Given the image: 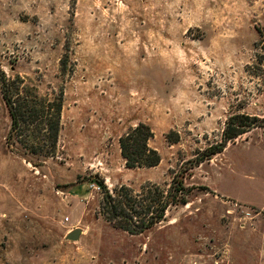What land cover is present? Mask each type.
Returning a JSON list of instances; mask_svg holds the SVG:
<instances>
[{
    "label": "rangeland",
    "instance_id": "1",
    "mask_svg": "<svg viewBox=\"0 0 264 264\" xmlns=\"http://www.w3.org/2000/svg\"><path fill=\"white\" fill-rule=\"evenodd\" d=\"M0 68L65 93L58 157L35 167L0 86V264H264V0H0ZM239 114L259 126L187 170ZM141 122L161 162L129 168ZM183 175L189 203L150 231L100 213L96 176L139 193Z\"/></svg>",
    "mask_w": 264,
    "mask_h": 264
},
{
    "label": "trees",
    "instance_id": "2",
    "mask_svg": "<svg viewBox=\"0 0 264 264\" xmlns=\"http://www.w3.org/2000/svg\"><path fill=\"white\" fill-rule=\"evenodd\" d=\"M66 60L62 61L66 73ZM0 86L3 101L11 118L7 146L27 162L40 167L47 159L59 154V137L62 129L64 90L41 94L38 88L21 76L9 77L0 68ZM260 119L245 114L232 116L223 134V141L210 146L202 157L192 160L191 170L212 156L221 153L229 141L258 127ZM154 132L150 125L139 123L119 138L121 154L129 168H151L160 164L161 155L150 146ZM177 142V139H170ZM186 171V170H185ZM102 190L101 215L114 227L132 235L143 234L166 220L171 206L187 205L190 189L185 175L174 177L168 190L149 184L136 193L126 185L114 190L96 176Z\"/></svg>",
    "mask_w": 264,
    "mask_h": 264
},
{
    "label": "water",
    "instance_id": "3",
    "mask_svg": "<svg viewBox=\"0 0 264 264\" xmlns=\"http://www.w3.org/2000/svg\"><path fill=\"white\" fill-rule=\"evenodd\" d=\"M82 235V230L80 228L70 232L67 236V239L70 241H77L79 240L80 236Z\"/></svg>",
    "mask_w": 264,
    "mask_h": 264
}]
</instances>
